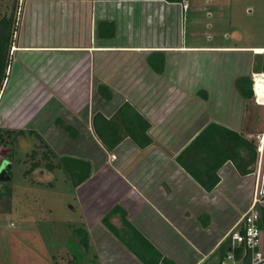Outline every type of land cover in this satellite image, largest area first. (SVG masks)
<instances>
[{"label": "crops", "instance_id": "crops-1", "mask_svg": "<svg viewBox=\"0 0 264 264\" xmlns=\"http://www.w3.org/2000/svg\"><path fill=\"white\" fill-rule=\"evenodd\" d=\"M21 1L0 128L35 137L55 164L90 165L77 187L62 168L37 169L54 177L39 187L67 197L68 262L79 252L93 264L100 249L96 264H248L226 236L264 186V105L242 93L263 48L216 41L191 0ZM19 5L0 0V17L16 21ZM235 54H246V74ZM224 130L255 148L254 164ZM224 147L235 158L223 163ZM258 207L264 253V195Z\"/></svg>", "mask_w": 264, "mask_h": 264}, {"label": "rangeland", "instance_id": "rangeland-1", "mask_svg": "<svg viewBox=\"0 0 264 264\" xmlns=\"http://www.w3.org/2000/svg\"><path fill=\"white\" fill-rule=\"evenodd\" d=\"M195 2L203 5L205 21L212 26L210 32L218 35L216 41L264 48V0H191L194 6ZM235 55L239 74H246V54ZM253 101L256 103L255 97ZM39 145L35 137L27 136L21 138L14 149L0 147V164L3 160L13 163L12 181L0 180V194L3 193L0 198V264H71L68 262L70 255L64 253L73 248L68 237L70 229L65 222L70 217L66 209L67 197L56 190L39 187L52 183L53 176L48 181L42 180L38 170L33 174L27 172L32 164L28 154ZM25 217L30 220L23 221ZM92 252L93 264L102 261L100 249ZM72 255L78 259L76 264H84L79 252Z\"/></svg>", "mask_w": 264, "mask_h": 264}, {"label": "trees", "instance_id": "trees-1", "mask_svg": "<svg viewBox=\"0 0 264 264\" xmlns=\"http://www.w3.org/2000/svg\"><path fill=\"white\" fill-rule=\"evenodd\" d=\"M16 32V26H15V19L13 14H11L9 17H0V91L3 88L4 82L7 79L8 73L7 70L11 64L12 61V55L10 53L11 47L13 44V37ZM240 85V84H239ZM253 82L251 80L250 83V89L248 90H242V93L247 98H252L254 96V92L252 89ZM255 88V85H254ZM98 116V115H97ZM226 131V130H224ZM228 135H231L232 137L238 138V142L236 145L239 147L241 146H248L250 152H251V160L248 162V164H254L255 158H256V150L253 148L249 143L241 137L239 134L234 133L232 131H226ZM38 137L37 135H35ZM27 137L26 132L24 131H12L8 129L0 128V147H11L14 149L16 145H18L21 141V138ZM39 138V137H38ZM40 139V138H39ZM42 142V141H41ZM41 148H45V150H40ZM223 159L222 162H226L228 159L235 158L234 151L231 150L228 147L223 148ZM30 160L32 161L31 168L27 171L30 174H33L37 169L43 167L42 163H45V169L49 172L54 171L56 168H62L66 174H68L69 178L72 181V184L74 187L79 186L83 182H85L88 178L92 175V169L90 165L82 160L74 159L71 157H63L60 159V162L58 164L54 163V153L53 151L45 144L42 143V146L33 149L28 154ZM40 156V159L38 157ZM219 168V164L215 166L214 173L212 175L214 176V180L210 184L203 185L208 191L213 190L218 183V177H217V169ZM240 171L242 174L250 173L251 170L248 168H244L239 166ZM11 177L13 178L12 172L10 173ZM197 176V175H196ZM197 178L200 180V178L197 176ZM205 183V182H203ZM49 185H53L50 183ZM10 194H12V191H8ZM3 196V193L0 194V198ZM83 241H86L87 238L84 236L82 237ZM231 248L230 243L227 241L223 245H221L220 250L226 254V251H228ZM240 250H237V253Z\"/></svg>", "mask_w": 264, "mask_h": 264}, {"label": "built area", "instance_id": "built-area-1", "mask_svg": "<svg viewBox=\"0 0 264 264\" xmlns=\"http://www.w3.org/2000/svg\"><path fill=\"white\" fill-rule=\"evenodd\" d=\"M22 4L23 1L20 0V5L16 12V21H15L16 30L20 24V20L23 13ZM16 34L17 32H15L14 35ZM252 81L254 82V79H252ZM253 92L256 102L260 104L255 94L254 83H253ZM113 158H115V156H113ZM263 195H264V186L261 188L260 191L259 190L257 191L253 199L252 205L242 215V217L239 219L237 224L229 231V233L226 236L232 241L234 247L240 248L243 254L250 258L248 264H264V253L259 250L261 243V227L259 225L261 212L258 208L259 203L261 202V196ZM226 258L234 262L236 260L235 254L233 252L229 253ZM222 264H228V263L222 262Z\"/></svg>", "mask_w": 264, "mask_h": 264}, {"label": "water", "instance_id": "water-1", "mask_svg": "<svg viewBox=\"0 0 264 264\" xmlns=\"http://www.w3.org/2000/svg\"><path fill=\"white\" fill-rule=\"evenodd\" d=\"M253 73L261 74L264 73V53H256L254 57ZM13 168V163L7 160H3L0 165V180L7 182L12 181L10 175Z\"/></svg>", "mask_w": 264, "mask_h": 264}, {"label": "bare ground", "instance_id": "bare-ground-1", "mask_svg": "<svg viewBox=\"0 0 264 264\" xmlns=\"http://www.w3.org/2000/svg\"><path fill=\"white\" fill-rule=\"evenodd\" d=\"M254 53H264V48L256 49L254 50ZM253 79H254V85H256V87L254 88L256 97L260 102V105H264V73L254 74Z\"/></svg>", "mask_w": 264, "mask_h": 264}]
</instances>
